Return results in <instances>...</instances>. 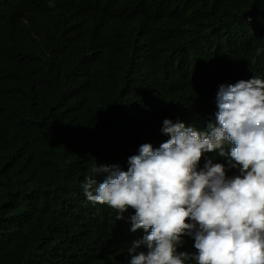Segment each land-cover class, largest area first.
<instances>
[{
  "label": "trees",
  "instance_id": "trees-1",
  "mask_svg": "<svg viewBox=\"0 0 264 264\" xmlns=\"http://www.w3.org/2000/svg\"><path fill=\"white\" fill-rule=\"evenodd\" d=\"M253 75L264 0H0V264H129L143 230L87 201L90 167L202 130Z\"/></svg>",
  "mask_w": 264,
  "mask_h": 264
},
{
  "label": "clouds",
  "instance_id": "clouds-1",
  "mask_svg": "<svg viewBox=\"0 0 264 264\" xmlns=\"http://www.w3.org/2000/svg\"><path fill=\"white\" fill-rule=\"evenodd\" d=\"M215 102L202 130L165 119L169 138L141 145L126 171L95 163L85 175L87 201L116 210L117 220L134 210L130 232L143 235L127 250L129 264H264V79L221 84ZM185 237L193 253L180 250Z\"/></svg>",
  "mask_w": 264,
  "mask_h": 264
}]
</instances>
